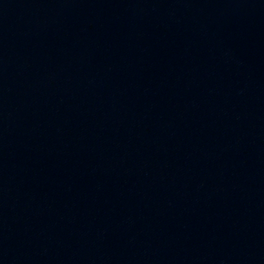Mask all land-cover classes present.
Listing matches in <instances>:
<instances>
[{"label": "water", "instance_id": "water-1", "mask_svg": "<svg viewBox=\"0 0 264 264\" xmlns=\"http://www.w3.org/2000/svg\"><path fill=\"white\" fill-rule=\"evenodd\" d=\"M264 4V0H260Z\"/></svg>", "mask_w": 264, "mask_h": 264}]
</instances>
